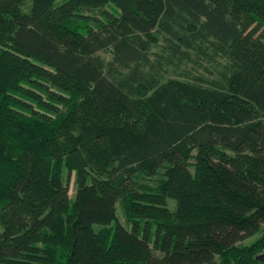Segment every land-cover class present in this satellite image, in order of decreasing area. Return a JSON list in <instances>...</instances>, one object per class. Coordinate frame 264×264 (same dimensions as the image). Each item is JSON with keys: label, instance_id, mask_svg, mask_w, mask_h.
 <instances>
[{"label": "trees", "instance_id": "16d2710c", "mask_svg": "<svg viewBox=\"0 0 264 264\" xmlns=\"http://www.w3.org/2000/svg\"><path fill=\"white\" fill-rule=\"evenodd\" d=\"M25 1L0 0V264H264V0Z\"/></svg>", "mask_w": 264, "mask_h": 264}, {"label": "rangeland", "instance_id": "374dc122", "mask_svg": "<svg viewBox=\"0 0 264 264\" xmlns=\"http://www.w3.org/2000/svg\"><path fill=\"white\" fill-rule=\"evenodd\" d=\"M30 4H31V0H26L24 2L23 5V9L25 11H28L30 9ZM161 177V175H156L153 178H142L140 177L139 180L140 181H145L147 183H151L152 185H156L158 182V179ZM75 194V185H74V174H72L71 176V182H70V196L73 198ZM169 206L172 210H174L176 208V200L173 198H169ZM118 216L119 219L128 227L131 226L130 223L127 224V220H126V215L124 212V208H123V203L119 202L118 203Z\"/></svg>", "mask_w": 264, "mask_h": 264}]
</instances>
